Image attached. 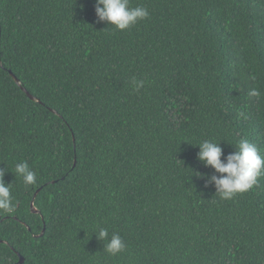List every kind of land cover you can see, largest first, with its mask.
Masks as SVG:
<instances>
[{
  "label": "trees",
  "instance_id": "obj_1",
  "mask_svg": "<svg viewBox=\"0 0 264 264\" xmlns=\"http://www.w3.org/2000/svg\"><path fill=\"white\" fill-rule=\"evenodd\" d=\"M95 5L0 0V264H264V176L222 200L196 145L264 155V0H130L124 31Z\"/></svg>",
  "mask_w": 264,
  "mask_h": 264
},
{
  "label": "clouds",
  "instance_id": "obj_2",
  "mask_svg": "<svg viewBox=\"0 0 264 264\" xmlns=\"http://www.w3.org/2000/svg\"><path fill=\"white\" fill-rule=\"evenodd\" d=\"M95 11L99 22H107L120 31L127 30L150 15L145 7H131L130 0H96ZM132 84L136 90L144 87V81L135 77L132 78ZM260 95L258 89H250L248 92L249 97ZM239 115L247 119L244 112ZM196 145L199 147L198 159L215 169L216 174L207 176L206 185L214 184L216 194H219L222 200H229L238 193L249 191L257 185L259 178L264 176V155L255 143L246 138L239 139L235 144V151L229 153L226 159H222L224 152L220 142L204 140ZM7 170L0 168V213L14 211L11 192L13 183H6L4 180ZM11 171L16 177H22L25 185H35L37 182L36 173L27 161L17 162ZM95 234L101 241H107L104 250L112 255H117L126 248L125 241L118 233H113L109 239L108 230L100 228Z\"/></svg>",
  "mask_w": 264,
  "mask_h": 264
},
{
  "label": "water",
  "instance_id": "obj_3",
  "mask_svg": "<svg viewBox=\"0 0 264 264\" xmlns=\"http://www.w3.org/2000/svg\"><path fill=\"white\" fill-rule=\"evenodd\" d=\"M13 76H14L15 81L17 82V84L21 85L19 79H18L15 75H13ZM22 88H23V90H24V91H25V92H26V93H27V94H28L33 100H38L35 96H33L32 94H30V93L27 91V89H26L25 87L22 86ZM39 191H40V190H37V192L35 193V195H34V197H33L32 203H31V207H32V210H33L34 212H39V211L37 210V208L35 207V205H34V200H35L37 194L39 193ZM44 232H45V228L43 229V232L41 233V235H43ZM23 261H24V258L21 256L20 263H22Z\"/></svg>",
  "mask_w": 264,
  "mask_h": 264
}]
</instances>
